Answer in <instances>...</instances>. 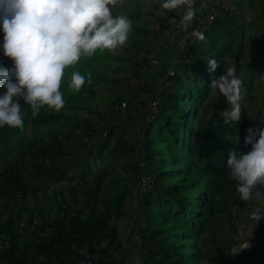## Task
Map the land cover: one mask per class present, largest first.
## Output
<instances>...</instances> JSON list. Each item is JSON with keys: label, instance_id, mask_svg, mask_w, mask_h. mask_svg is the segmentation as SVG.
I'll return each mask as SVG.
<instances>
[{"label": "rangeland", "instance_id": "374dc122", "mask_svg": "<svg viewBox=\"0 0 264 264\" xmlns=\"http://www.w3.org/2000/svg\"><path fill=\"white\" fill-rule=\"evenodd\" d=\"M172 3L0 0V264H264V0L132 88Z\"/></svg>", "mask_w": 264, "mask_h": 264}, {"label": "built area", "instance_id": "2783aa9c", "mask_svg": "<svg viewBox=\"0 0 264 264\" xmlns=\"http://www.w3.org/2000/svg\"><path fill=\"white\" fill-rule=\"evenodd\" d=\"M239 0H173V18L165 29H162L152 47L145 52L146 66L140 70L141 75L130 74L127 85L136 88L145 78H148L154 69L160 64L165 53L172 51L173 59L166 70L163 86L169 85L168 79L174 75V68L179 62L192 63V58L184 57L190 44L198 43L212 25L225 14H231L236 10ZM184 36L180 38V34ZM181 42L182 46L173 51L175 42ZM186 44V47L184 45ZM160 97L157 96L150 105L151 113L157 112ZM126 108V102L120 105L121 111Z\"/></svg>", "mask_w": 264, "mask_h": 264}, {"label": "trees", "instance_id": "16d2710c", "mask_svg": "<svg viewBox=\"0 0 264 264\" xmlns=\"http://www.w3.org/2000/svg\"><path fill=\"white\" fill-rule=\"evenodd\" d=\"M230 14H225L222 18H219L215 23L222 21L223 18L227 17ZM214 23V24H215ZM35 41L40 42L44 39V36L41 34H37L35 36ZM192 58V63L188 65H192L196 61V53L195 51H185L184 57H190ZM46 109L42 107L41 111L37 109L29 110L23 115H17L10 113L8 119H2L0 122V140H3L7 136H15L20 133H24L25 135H30L31 139L34 140L37 136L36 130H38V123H34V120H40L41 116L40 114H45ZM194 174L199 178L198 184L199 186H210L211 182L213 181V178H216L215 175L212 176V174L204 173L203 171L199 169L193 170ZM208 207V204H205L203 208ZM199 255V253H198Z\"/></svg>", "mask_w": 264, "mask_h": 264}]
</instances>
